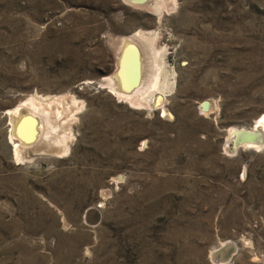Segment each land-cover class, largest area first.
Returning <instances> with one entry per match:
<instances>
[{"label":"rangeland","instance_id":"1","mask_svg":"<svg viewBox=\"0 0 264 264\" xmlns=\"http://www.w3.org/2000/svg\"><path fill=\"white\" fill-rule=\"evenodd\" d=\"M162 1L0 0V264H264V146L225 150L264 114V0ZM138 32L131 103L103 85ZM29 98L68 134L18 159Z\"/></svg>","mask_w":264,"mask_h":264},{"label":"bare ground","instance_id":"2","mask_svg":"<svg viewBox=\"0 0 264 264\" xmlns=\"http://www.w3.org/2000/svg\"><path fill=\"white\" fill-rule=\"evenodd\" d=\"M124 1H126L127 3H132V5L135 4L137 6L138 5L146 6V7L150 8L151 10L157 11V12L163 7V3H164L162 0H124ZM135 35H137L136 38H134V36H130V37L123 40L121 46L119 47V52L117 54V69L115 70V72L112 76H109L106 79V81L104 83L106 85L102 84L103 87L106 86V88L108 89V92H110L113 96L119 97V99L122 98V99H124V101H128V102L132 100V98H133L132 96L134 95V92L139 88L137 86L139 84L137 82V72H138V67H137V62H136L137 60H136V57L134 56V53H136L137 50H136L135 44L131 43L132 40L133 41L144 40V42L149 44V46H150L149 49L152 48V50L154 49V51L156 49V47L153 48V46H152L153 43L151 44V41L153 40L152 37L146 36L142 32H138ZM154 38H155V36H154ZM154 41H152V42H154ZM140 43L141 42H139V45L141 46L142 43L141 44ZM142 48H144V47H142ZM157 51H159V50H156V52ZM139 56H140V54H139ZM159 61H161V60H159ZM153 66H154V64H153ZM154 70L157 71V68ZM140 72L142 73V70ZM150 76H151V74H150ZM152 76L150 79H152ZM159 78H160L159 74L155 73V77L150 82L151 84L148 87V89H156L157 90L158 84H159ZM138 79H140V78H138ZM141 82L142 81H140V84H142ZM139 89H138V91H139ZM143 94H145V93L142 92V95ZM137 95H139V93ZM140 95H141V93H140ZM152 95H154V94H152ZM138 102H139V100H138ZM131 103H132V101H131ZM140 104H141V102H140ZM42 105H44V104L42 103ZM42 105H41V103H37L36 99L34 100L32 98L31 99L29 98L24 103H19L15 108L8 110V112H7V114L9 115V122H10V126H11L9 139H10V141H12L13 152H14L15 157H17V158L21 157V156H19L21 153V150L23 151V149L26 147H32L33 151H36V150L39 151V149L47 150V147H51L53 149V147H56V146L62 144L65 140V137L68 134L65 132L66 130H64L66 128L63 124V121H61L59 119H58V122H57V120L51 121L50 116H49V112L45 111L47 108L44 107L46 109H43ZM204 109L206 110L207 106H204L203 110ZM208 109H209V107H208ZM48 111H50V110H48ZM58 112H59V114L61 113L60 110ZM163 112H164V110H163ZM207 112H208V110H207ZM52 113H50V114H52ZM42 126L44 128L43 131L41 130ZM69 126L70 125L68 124L66 127L68 128ZM263 146H264V114H261L260 116H258V118L253 122V124L251 126L230 127L227 130V137H226V141H225V150L228 153H231V154L235 153V152H237V150L239 148L252 149L255 151H258V150L260 151V149ZM30 150H32V149H30ZM30 153H32V152L30 151ZM17 161H19V160H17ZM94 211H93V209L91 210V212H94ZM96 213H97V211H96ZM235 251H236V245L234 243H232V241L231 242L230 241H224V242H221L220 245L217 246L216 248H212V250L210 251V254H209V258L211 259V261H214V263L222 264L223 262H226L227 260H229L230 257L235 253Z\"/></svg>","mask_w":264,"mask_h":264},{"label":"water","instance_id":"3","mask_svg":"<svg viewBox=\"0 0 264 264\" xmlns=\"http://www.w3.org/2000/svg\"><path fill=\"white\" fill-rule=\"evenodd\" d=\"M97 215H98V213H97ZM97 219V216H96V218L94 219V220H96ZM95 221H92V223H94Z\"/></svg>","mask_w":264,"mask_h":264}]
</instances>
